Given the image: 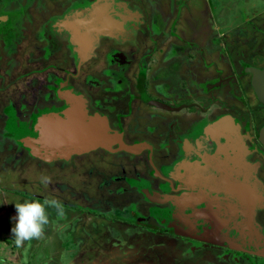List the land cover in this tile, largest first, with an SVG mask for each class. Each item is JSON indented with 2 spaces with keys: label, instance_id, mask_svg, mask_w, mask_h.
I'll return each instance as SVG.
<instances>
[{
  "label": "flooded vegetation",
  "instance_id": "obj_1",
  "mask_svg": "<svg viewBox=\"0 0 264 264\" xmlns=\"http://www.w3.org/2000/svg\"><path fill=\"white\" fill-rule=\"evenodd\" d=\"M95 1L0 0V64L3 59L5 63L1 85L18 65V52L24 68L17 77L22 87L18 97H7L0 105V138L16 140L13 130L32 127L40 112L60 109L68 104V94H80L88 113L103 115L111 132L120 133L126 145H143L135 152L97 147L49 161L16 142L15 151L23 160L32 156L71 170L76 168L70 165L74 156L92 151L105 154L102 168L95 166L97 158L87 164V174L98 178L91 180L94 191L105 193V207L82 213L67 205L82 214L75 224L96 225L91 216L126 223L125 217H131L136 206L141 226H148L151 233L178 236L189 244L191 257L205 249L203 264H264L262 252L233 242L239 240V232L218 242L178 232L162 215L170 202L154 200L149 193L177 194L182 190L178 179L187 165L232 164L233 159L251 166L264 189L260 134L264 101L256 95L248 70L264 67V0H215L214 4L208 0L221 11L211 18L208 29L199 27L190 0H149L146 5L142 0L136 5L120 0L140 14L130 35L98 32L83 53L73 29L54 23ZM123 194L129 198L127 203L136 198L132 206L115 201ZM109 208L113 214H108ZM56 218L66 221L60 214ZM252 219L255 238L264 240V204L255 209ZM238 222L232 221L231 227ZM114 227L109 225L112 235L120 236V231L114 234Z\"/></svg>",
  "mask_w": 264,
  "mask_h": 264
},
{
  "label": "water",
  "instance_id": "obj_2",
  "mask_svg": "<svg viewBox=\"0 0 264 264\" xmlns=\"http://www.w3.org/2000/svg\"><path fill=\"white\" fill-rule=\"evenodd\" d=\"M76 11L54 24L73 29L83 53L94 44L98 32L128 37L140 15L120 0H96ZM248 70L256 95L264 101V67ZM67 99L68 104L60 109L40 112L32 127L13 130L16 139L27 144L34 155L52 161L97 147L135 152L143 145H126L120 133L111 132L103 115L88 113L80 94H68ZM260 134L264 140V125ZM178 183L182 190L174 195L149 190L152 199L170 202L172 206L166 207L162 215L178 232L211 242L239 232V240H233L236 245L264 254V240L255 238L258 234L252 219L255 209L264 204V189L251 166L240 159H233L232 164L187 165ZM235 219L241 222L231 227Z\"/></svg>",
  "mask_w": 264,
  "mask_h": 264
},
{
  "label": "rangeland",
  "instance_id": "obj_3",
  "mask_svg": "<svg viewBox=\"0 0 264 264\" xmlns=\"http://www.w3.org/2000/svg\"><path fill=\"white\" fill-rule=\"evenodd\" d=\"M136 1L132 0L133 4L136 5ZM148 1L142 0V3L146 5ZM214 1L211 2L214 4ZM189 5L194 7L192 13L195 14L199 27L202 29H208L211 18L215 16V13L221 12L214 9L208 0H190ZM161 9L165 13V7H161ZM224 13L227 15L228 11L224 10ZM16 60L19 62L18 65L13 68L10 76L5 77L2 85L0 83V105L7 97H18L19 91L22 90L21 79H17V77H21V72L24 69L20 66L23 61L21 52L17 53ZM3 67H5L4 59L0 64L1 72ZM2 139L0 138V223L3 220L13 223L10 217L15 214L14 201L18 202L24 199L41 202L54 200L59 203L61 208L72 205L82 209V213L89 212L90 208L105 207L103 203L105 193L101 192L104 196L98 195L99 192L94 191L91 182L92 179L97 180L98 178L90 177L87 174V164L96 158L98 164L95 166L102 168L101 160L105 154L102 156L101 151L74 156L70 165L75 164L76 168L71 170L68 165L59 168L60 163L50 165L41 162L35 158L34 154L35 157L31 156L29 159L23 160L22 154L15 151L17 139L7 138L6 140L4 137ZM109 155L115 156L114 154ZM114 199L116 202H123V206H132V200L136 198L130 199L129 203H127L129 198L125 194L114 197ZM132 209L135 212L131 217H125L126 223L119 222L121 220L111 222L91 216L92 221H96V225L80 221L75 227L65 231L66 236L71 234V239L79 242L75 264H203L204 256L201 255L205 249L197 250L196 254L191 257L189 255L191 250L189 253L187 252L188 243L180 241L178 236L172 233L161 231L151 233L148 226H141L136 206ZM46 210L49 222L44 226L43 233L46 238L49 234L54 235L56 240L54 245L59 246L60 240H62L59 233L60 225L53 224V220L57 221L56 211L58 209L54 204H48ZM107 212L113 214L111 208ZM120 218L122 219L123 216ZM131 222L134 225L129 228L130 225L127 223ZM109 225L115 226L120 231V236L114 237ZM63 229L65 228L63 227ZM15 255L21 256V252L17 250ZM33 263L43 264V262H36V259L30 262V264Z\"/></svg>",
  "mask_w": 264,
  "mask_h": 264
},
{
  "label": "crops",
  "instance_id": "obj_4",
  "mask_svg": "<svg viewBox=\"0 0 264 264\" xmlns=\"http://www.w3.org/2000/svg\"><path fill=\"white\" fill-rule=\"evenodd\" d=\"M60 209H62V214L57 210L56 217L58 214L66 216V221H60L58 223L60 226H66V229L60 227L59 233L62 237V240H60L61 243L59 244L60 247L57 244V246L54 245L56 243L54 235L49 234L46 238L43 233L38 237L39 239L33 238L19 248L15 244L11 233L12 223L3 220L0 223V264H30L33 259H36V262H43V264H75V258L79 251V242L72 240L71 234L66 237L65 231L75 227L77 225L75 222H78V218L82 214L74 208L60 207ZM113 231L114 234H118L119 232L115 227ZM17 250L21 252V256L15 255Z\"/></svg>",
  "mask_w": 264,
  "mask_h": 264
},
{
  "label": "clouds",
  "instance_id": "obj_5",
  "mask_svg": "<svg viewBox=\"0 0 264 264\" xmlns=\"http://www.w3.org/2000/svg\"><path fill=\"white\" fill-rule=\"evenodd\" d=\"M48 204H54L62 214L59 203L54 200L45 202L34 199L14 201L15 214L10 217L13 221L11 233L18 247L24 246L25 242L43 234L44 226L49 222L46 210Z\"/></svg>",
  "mask_w": 264,
  "mask_h": 264
}]
</instances>
